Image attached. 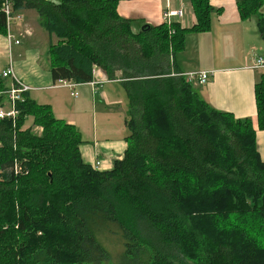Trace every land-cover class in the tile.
<instances>
[{
	"label": "trees",
	"instance_id": "1",
	"mask_svg": "<svg viewBox=\"0 0 264 264\" xmlns=\"http://www.w3.org/2000/svg\"><path fill=\"white\" fill-rule=\"evenodd\" d=\"M119 1L12 0L58 37L49 48L55 81L89 83L97 69L123 80L128 134L122 159L99 170L82 157L80 131L50 105L26 96L15 119H0V264H264L257 130L213 107L174 62L187 34L209 31L220 9L190 0L193 27L134 32ZM263 4L237 0L264 40ZM2 76L0 90L9 84ZM255 95L261 131L264 72Z\"/></svg>",
	"mask_w": 264,
	"mask_h": 264
},
{
	"label": "crops",
	"instance_id": "2",
	"mask_svg": "<svg viewBox=\"0 0 264 264\" xmlns=\"http://www.w3.org/2000/svg\"><path fill=\"white\" fill-rule=\"evenodd\" d=\"M57 1V0H55ZM211 4L220 9L214 13L217 19H212L209 31H191L187 34L185 48L177 52L174 62L183 74L192 81L200 95L216 109L230 112L236 118H249L257 130V143L261 158L264 161V130L258 128V114L255 87L264 68H254V60L258 55H264V40L258 31L257 22L249 18L241 19L237 0H210ZM122 17L132 20L134 32H140L142 26H158L166 22L165 12L169 9L183 10V16H175L172 22L181 28H191L197 23L190 0H120L117 6ZM22 19L13 22V33L20 39L19 43L11 41L7 34L0 33V73L12 64L15 74L31 89L26 96L39 104L50 105L58 118L65 119L72 125L86 127L88 120L86 112L72 115L64 111L58 99L61 92L66 91L70 97L78 99L82 96L79 87L88 89L91 96L98 94L103 101L104 110L124 104L122 88L123 80L108 79L97 69L95 80L102 81L96 87L89 83L78 84L74 89L57 86L50 70L49 48L58 42V37L50 34L42 24L39 12L33 8L16 11ZM263 13V12H262ZM264 15V13H263ZM212 70L211 78L205 84L195 83L189 76L190 72ZM121 76V72H118ZM7 83L11 79H6ZM198 86H201L200 88ZM77 88V89H76ZM49 91L48 99H44L42 91ZM75 96L72 92L76 91ZM117 90V91H116ZM47 95V94H46ZM127 98V94H126ZM85 98L77 103L89 102ZM54 104V106H52ZM93 106H95L93 101ZM128 108V105H127ZM94 115L96 113L93 108ZM128 112V111H127ZM128 113L122 115L125 129ZM92 129L82 131L83 143L80 145L85 162L92 164L100 161L99 170H110L116 160L122 159L127 148V133L114 138H101L91 118ZM92 132V134L90 133Z\"/></svg>",
	"mask_w": 264,
	"mask_h": 264
},
{
	"label": "built area",
	"instance_id": "3",
	"mask_svg": "<svg viewBox=\"0 0 264 264\" xmlns=\"http://www.w3.org/2000/svg\"><path fill=\"white\" fill-rule=\"evenodd\" d=\"M2 9L6 16V27H7V36L11 41H15L16 43L20 42V39L17 38L16 34L13 33L12 24L16 20L22 19V15L15 11L13 8L12 0H3ZM184 11L183 10H174L168 9L165 12V20L167 23H172V18L175 16L182 17ZM254 68H264V55H258L253 64ZM97 74V70L94 71ZM213 74L212 70H199L190 72L189 76L191 79L198 81L200 84H205L211 78ZM2 77L5 79L10 78L11 82L8 86L2 90H0V119H15L19 110L17 108L18 102H23L26 99V92H28L31 87L24 83L14 72L12 64L9 65L6 69H3L1 72ZM102 83V81L93 80L90 82V85L96 87L98 84ZM66 86L70 89H74L78 83L72 80L59 79L57 86ZM73 95L77 96L78 92H72ZM100 161L96 162L94 167L98 169L100 167Z\"/></svg>",
	"mask_w": 264,
	"mask_h": 264
},
{
	"label": "rangeland",
	"instance_id": "4",
	"mask_svg": "<svg viewBox=\"0 0 264 264\" xmlns=\"http://www.w3.org/2000/svg\"><path fill=\"white\" fill-rule=\"evenodd\" d=\"M261 12L264 13V4L261 8ZM252 20H255L257 22V16H252ZM214 21L217 19V14L213 16ZM264 72V71H263ZM195 83H199L198 81H195ZM199 88L201 86H198ZM77 89V88H76ZM79 91L82 93V96L78 99L70 97V95L63 91L61 92V95H59L58 99L60 101V106H57V108H62L64 111H70L72 115L74 114H81L83 111L86 112V118L88 120V125L86 127H81L80 125H76V128L80 131L82 135V131L85 133L86 131L92 129L93 123L91 118H93L94 125L97 128V131H99V137L101 138H114L116 136H123L124 133H127V127L125 129L124 124V118H122V115L127 112L128 108V100L126 98V94L124 89L122 88V97H124L123 101L124 104H122L121 108L117 105L112 106L111 108H108L104 110V104L103 101L101 102L102 98L94 93V97L91 96L88 93V89L84 87H79ZM199 91V89L197 88ZM77 91V90H76ZM117 91V90H116ZM42 94H44V99H48L49 95L51 94L49 91H42ZM47 94V95H46ZM85 98H89V102H83V103H77L81 100H84ZM93 101L95 106H93ZM54 106V104H52ZM95 107L96 113L94 115L93 108ZM32 118L30 117L27 121V126H33ZM33 128L36 130V128L33 126ZM92 134V132H90ZM83 138V135H82ZM41 236L44 237V235L41 233ZM108 247L112 249V251L117 252L120 248V243H117L114 241H107L106 242ZM5 243H3L4 245ZM186 264H193L191 260H186Z\"/></svg>",
	"mask_w": 264,
	"mask_h": 264
},
{
	"label": "water",
	"instance_id": "5",
	"mask_svg": "<svg viewBox=\"0 0 264 264\" xmlns=\"http://www.w3.org/2000/svg\"><path fill=\"white\" fill-rule=\"evenodd\" d=\"M146 28H150V25L146 24V25L142 26V29H146Z\"/></svg>",
	"mask_w": 264,
	"mask_h": 264
}]
</instances>
